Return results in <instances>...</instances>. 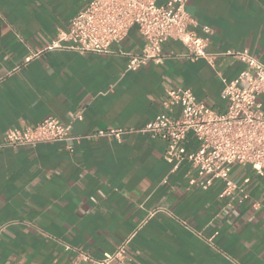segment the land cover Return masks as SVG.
Segmentation results:
<instances>
[{
    "label": "crops",
    "instance_id": "1",
    "mask_svg": "<svg viewBox=\"0 0 264 264\" xmlns=\"http://www.w3.org/2000/svg\"><path fill=\"white\" fill-rule=\"evenodd\" d=\"M81 4L0 0V264H68L78 252L100 258L127 238L124 260L111 264H264V172L234 165L236 188L220 197L221 181L188 187L189 166L171 172L165 141L129 131L163 112L169 87L224 113L222 80L245 69L226 52L247 48L264 63V0L187 2V28L205 41L207 58L185 57L187 47L168 38L161 63L128 70L127 54L144 47L132 27L111 54L51 50L26 60L67 30ZM258 99L264 109V92ZM78 112L73 137L127 132L73 139L71 150L63 142L2 145L9 127L47 116L68 124ZM168 113L178 117L180 107ZM185 147L197 148L191 134Z\"/></svg>",
    "mask_w": 264,
    "mask_h": 264
},
{
    "label": "built area",
    "instance_id": "2",
    "mask_svg": "<svg viewBox=\"0 0 264 264\" xmlns=\"http://www.w3.org/2000/svg\"><path fill=\"white\" fill-rule=\"evenodd\" d=\"M188 1L165 0L158 5L156 0H82L67 30H59L43 50L31 54L26 60L41 51L51 50L111 54L114 52L112 46L120 44L132 27H136L143 38L144 47L140 54H127L128 70H135L148 61L161 63L162 44L168 38L177 39L187 47L185 57L191 60L207 58L205 41L187 28L190 22L186 11ZM226 53L243 62L245 69L231 80H222L221 98L227 103L224 113H216L198 101L190 89L169 87L161 102L163 112L143 127L129 130L165 141L164 159L171 164V172L183 163L188 164V187L205 189L214 180L221 181L220 197L230 196L236 188L230 177L234 165H249L259 175L264 172V109L258 99L264 92V63L253 57L247 48ZM176 105L180 107V114L172 117L168 112ZM81 118L82 114L78 112L70 114L68 124L60 123L53 116L34 125L19 123L3 132L2 145L35 146L63 142L71 150L69 141L73 139L110 136L119 140L127 132L122 129L98 130L73 137L71 122ZM188 134L197 142L193 151L185 147ZM129 240H123L114 252L104 253L100 258L78 252L68 264L122 262Z\"/></svg>",
    "mask_w": 264,
    "mask_h": 264
}]
</instances>
